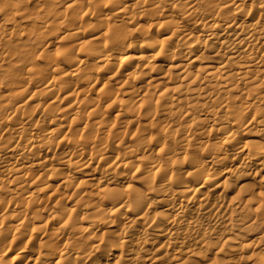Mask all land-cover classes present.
<instances>
[{
	"label": "bare ground",
	"instance_id": "bare-ground-1",
	"mask_svg": "<svg viewBox=\"0 0 264 264\" xmlns=\"http://www.w3.org/2000/svg\"><path fill=\"white\" fill-rule=\"evenodd\" d=\"M264 0H0V264H264Z\"/></svg>",
	"mask_w": 264,
	"mask_h": 264
},
{
	"label": "rangeland",
	"instance_id": "rangeland-1",
	"mask_svg": "<svg viewBox=\"0 0 264 264\" xmlns=\"http://www.w3.org/2000/svg\"><path fill=\"white\" fill-rule=\"evenodd\" d=\"M264 229V224L262 227H258L257 229L253 230V235H259V233L261 232V230Z\"/></svg>",
	"mask_w": 264,
	"mask_h": 264
}]
</instances>
